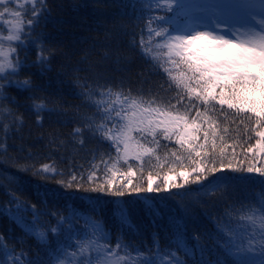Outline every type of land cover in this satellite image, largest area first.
<instances>
[{"label": "snow or ice", "instance_id": "snow-or-ice-1", "mask_svg": "<svg viewBox=\"0 0 264 264\" xmlns=\"http://www.w3.org/2000/svg\"><path fill=\"white\" fill-rule=\"evenodd\" d=\"M39 3L42 7L39 11L33 9L26 23L9 21L11 27L6 29L9 34L0 36V73H3L0 75V89L15 86L21 91H30L34 87L30 78L12 79L26 67L19 58L17 48L36 46L39 51L34 63L40 66L42 72L50 65L52 53L44 55L42 40L37 44L31 39L35 26L49 11L47 0H39ZM143 7L148 12L144 28L148 39L141 36L134 43H138L146 60L163 70L167 87L161 84L160 88L171 90L173 95L163 97L153 94L151 98H145L143 95H132L131 89L125 90L122 83L115 86L118 90H114L106 78L101 83L99 76L91 84L85 81L81 95L95 111L80 117L83 127L75 128L73 137H79L76 142L83 145L84 133L87 132L109 146L107 159L101 161L106 165V175L108 172L115 175L112 170L122 159L128 174L132 171L131 164H127L131 157L141 170L145 156L159 160L157 152L162 147V140L166 142L164 147L174 142L175 147L168 148L167 155L180 166L188 161V166L195 173L192 182L202 191L226 192L235 179H249L242 174L255 175L259 192L238 198L224 209L225 218L239 222L240 228L226 231L227 238L221 237L224 243L220 247L226 255L258 253L259 259L244 264H264V130H258L264 129V0H205L198 5H189L185 0H148ZM158 10L166 15H152ZM7 13L9 9L4 7L0 16ZM167 13L173 15L168 16ZM12 15L19 16V13ZM24 36L29 39H22ZM5 41L9 44L15 42L17 48L5 49ZM12 53H15L14 60L10 58ZM6 99L15 101V97H0V101ZM32 110L38 122L42 120V113L60 111L57 106H50L47 98L33 99ZM13 122L22 125L23 117L13 114ZM232 125L235 127H230ZM2 127L6 137L9 126ZM0 144L6 151V142ZM238 155L243 160L237 161ZM33 174L49 178L62 175L51 164L33 167ZM179 175L183 177L182 184H175L170 176L165 178L164 183L184 188L189 183V173L180 171ZM94 178L95 171L88 176V180ZM74 182L76 188L83 187L74 174L66 181H56L62 188H72ZM105 183L110 185L111 181L106 180ZM84 190L102 192L108 189L98 185ZM127 190L137 194L146 214L153 212L154 198L140 200L139 194L165 191L160 186L152 187L151 175L146 188L133 186ZM114 195L124 196L125 192L116 191ZM12 196L15 198L14 193ZM44 197L48 198L47 192ZM20 207L17 203V208ZM31 207V221L19 216L15 219L23 224L27 233H34L39 243L49 246V254L55 264H187L178 251L161 249L159 237L155 234L153 245L145 246L143 251L130 249L120 237L116 238L113 247L110 242L105 243L111 240V231L103 219L91 217L84 225L87 232L83 237L74 240L71 245L57 247L54 241L49 240V235H62L65 222L71 228L74 221L70 217L58 216L56 226L44 227L39 222V211L35 205ZM92 211L96 210L93 208ZM114 216L122 227L126 226L129 230L136 227L127 203L118 204ZM185 229L186 225L181 223L174 226L172 243L177 250H183L185 257H191L193 249L185 243ZM0 244H3L8 256L4 264H43L39 256L28 258L23 249L19 254L8 255V244L2 235ZM201 253L203 256V248ZM195 264L228 262L202 258Z\"/></svg>", "mask_w": 264, "mask_h": 264}, {"label": "trees", "instance_id": "trees-1", "mask_svg": "<svg viewBox=\"0 0 264 264\" xmlns=\"http://www.w3.org/2000/svg\"><path fill=\"white\" fill-rule=\"evenodd\" d=\"M147 2L148 0H47L46 7L49 11L31 33V39L37 44L42 40L44 55L52 53L50 65L43 72L34 63L39 51L36 46L17 48L15 42L9 45L17 48L19 58L26 65L12 79L30 78L34 87L30 91H21L15 86L0 89V97H15V101H0V142H6L7 145L5 151L3 144H0V235L8 244V255L19 254L23 249L30 259L39 256L43 264H55L49 254V246L39 243L35 234L27 233L23 224L15 219L19 216L25 221H31V206L35 205L40 213L39 222L44 227L56 226L58 216L70 217L74 221L71 228L65 222L62 235H49V240L54 241L57 247L61 244L71 245L74 240L83 237L87 232L84 225L91 217L95 220L103 219L111 231V240L105 243L110 242L113 247L116 238L120 237L130 249L143 251L145 246L153 245L155 234L159 237L161 249L178 251L179 256L187 260V264H195L202 258L211 261L219 259L228 264H244L253 259L249 255H226L220 246L227 238L226 231L240 228L239 222L225 218L224 209L238 198L259 192V182L255 175L242 174L249 176V179H235L226 192L202 191L192 182L195 173L188 166V161L185 160L183 166H180L167 155L168 148L175 147L174 142L164 147L166 142L163 140L162 147L157 152L159 160L145 156L141 170L134 157H131L127 164H131L132 171L128 174V168L122 159L112 170L116 174L108 172L106 175V165L101 161L107 159L109 146L87 132L84 133L83 145L76 142L79 137H73L74 129L83 127L80 117L95 111L85 103L81 95L85 81L91 84L99 76L101 83L106 78L114 86V90H118L115 86L122 83L125 90L131 89L132 95H143L145 98H151L153 94L163 97L173 95L171 90L160 88L161 84L167 87L166 74L146 60L140 53L138 43H134L141 36L148 39L144 31L148 12L143 7ZM41 7L39 0H28L17 9L18 20L26 23L31 18L33 9L39 11ZM152 15L166 14L158 10ZM142 16L144 19H140ZM22 39L29 38L24 36ZM10 58L14 60L15 53ZM41 98H47L50 106L55 105L60 111L53 114L44 112L41 114L42 120L38 122L32 104L33 99L39 101ZM224 108L227 110L226 105ZM13 114L23 117L22 125L13 122ZM3 125L9 126L6 137ZM239 152L240 149L237 148V153ZM241 160L243 157L238 155L237 161ZM43 164L53 165L62 175L54 178L34 175L33 167L39 168ZM170 168L173 170L169 171ZM93 171L95 178L89 181L88 176ZM180 171L189 173V183L184 188L164 183L165 178L170 176L175 184H182ZM73 174L83 187L76 188L74 182L72 188H62L56 183L68 180ZM149 175L152 187L160 186L165 191L139 194L140 200L145 197L154 198L153 212L146 214L143 205L138 202L137 194L127 189L133 186L146 188ZM106 180L111 181L110 185L105 183ZM98 185H103L108 190H84ZM116 191H124L125 195L116 196ZM45 192L48 193L47 199L44 197ZM17 203L21 205L19 209ZM122 203H127L136 225L131 230L126 226L122 227L114 216L117 205ZM93 208L96 211H92ZM177 223L186 225L185 243L193 249L191 257H185L183 250H177L172 243ZM7 259L3 244H0V264H4Z\"/></svg>", "mask_w": 264, "mask_h": 264}, {"label": "rangeland", "instance_id": "rangeland-1", "mask_svg": "<svg viewBox=\"0 0 264 264\" xmlns=\"http://www.w3.org/2000/svg\"><path fill=\"white\" fill-rule=\"evenodd\" d=\"M27 1L28 0H0V12L3 11L4 7H7L9 9V13L0 16V36H7L9 34L6 31V29L11 27L9 21L15 22L18 20L17 16L12 15V13H17V9L22 7L23 3ZM185 2L189 5H198L204 3L205 0H185ZM9 45L10 44L5 41L3 46L5 49H8L10 48ZM247 255L251 256L253 259H259L258 253H249Z\"/></svg>", "mask_w": 264, "mask_h": 264}]
</instances>
